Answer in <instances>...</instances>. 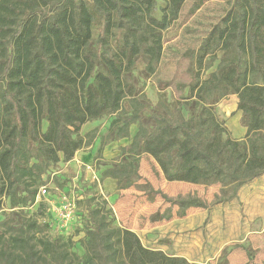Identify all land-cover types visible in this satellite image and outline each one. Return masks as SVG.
I'll return each instance as SVG.
<instances>
[{
	"label": "trees",
	"instance_id": "trees-1",
	"mask_svg": "<svg viewBox=\"0 0 264 264\" xmlns=\"http://www.w3.org/2000/svg\"><path fill=\"white\" fill-rule=\"evenodd\" d=\"M185 2L0 0V264H166L165 252L117 224L97 193L76 201L87 209L84 255L73 250V233L33 239L39 225L24 208L41 202L40 188L47 186L41 181L55 179L58 163L94 147L97 134L83 133L88 123L107 120L93 162L111 163L99 178L116 180L117 190L142 179L144 153L167 181L220 183L233 188L232 197L264 174V0L230 1L188 53L191 83L179 85L183 95L161 110L148 87L164 54L165 31ZM160 84L161 90L170 85ZM231 94L246 128L239 139L216 108ZM120 140L127 142L119 154L105 159V148ZM172 204L181 216L206 206L193 198ZM169 217L154 213L151 219ZM80 225L81 218L75 229Z\"/></svg>",
	"mask_w": 264,
	"mask_h": 264
},
{
	"label": "rangeland",
	"instance_id": "rangeland-1",
	"mask_svg": "<svg viewBox=\"0 0 264 264\" xmlns=\"http://www.w3.org/2000/svg\"><path fill=\"white\" fill-rule=\"evenodd\" d=\"M230 1L186 0L179 19L165 31L164 58L159 64V74L152 76L150 83H156L158 89L160 83H181L178 86L191 83L193 58L188 53H195ZM183 93H188L187 89ZM151 96L154 100V95ZM237 103L238 97L231 94L219 101L216 108L231 136L239 139L245 136L246 129L241 123ZM153 105L154 102L148 106L149 113ZM106 122L98 120L83 127V133L94 131L97 134L96 146L101 134L106 132ZM116 150L118 147L113 150L106 147L105 159L111 161L119 154ZM107 164L111 163L103 160L97 165L92 162L86 166L72 160L63 161L53 169L57 171L55 179L44 177L41 182L48 186L47 197L42 196L41 202L24 208L27 218L36 220L39 225L31 233L35 241L40 238L53 240L61 232L64 235L73 233V250L84 255L81 239L86 229V203L78 205L76 219L67 224L59 220L58 210L64 195L74 193L77 201L79 197L87 200L97 193L109 202L117 224L136 232L145 246L165 252L166 264H230L233 256L237 257L233 264H264V174L242 185L232 197L233 188L223 189L220 183L169 182L154 157L144 153L140 156L142 179L130 188L117 190L116 180L101 181L99 178V172ZM111 181L115 182L114 186ZM146 183H150L157 194L152 195ZM187 198L199 199L206 206H191L181 216L172 200ZM154 213H169L171 217L156 221L151 219ZM3 218L1 213L0 220ZM80 218L81 225L75 229L74 224Z\"/></svg>",
	"mask_w": 264,
	"mask_h": 264
},
{
	"label": "crops",
	"instance_id": "crops-1",
	"mask_svg": "<svg viewBox=\"0 0 264 264\" xmlns=\"http://www.w3.org/2000/svg\"><path fill=\"white\" fill-rule=\"evenodd\" d=\"M164 54H163V57H162L160 64L163 61ZM157 74H159V69L155 75H157ZM178 84H181V83H175V84L170 83V85L163 90L156 88V83H150L149 84L148 91L151 94H153L154 97L156 98V104H157L158 108H160L161 110H164L167 107H169L177 98H179V96L181 95V91L178 88ZM126 142H127L126 140H120L119 142L112 143V144L108 145L107 147L109 149L113 150V148H115V147L119 148L121 145H125ZM94 151H95V145H94V147L91 145V146H89L83 150H80L76 154V156L74 157L72 162L74 161L75 163H80V164L88 166L94 160ZM116 151H119V150H116ZM104 154L106 155V153H104ZM115 154L116 153L114 152L113 155H115ZM110 180H112V179H110ZM111 182H112V185L114 186L115 182L114 181H111ZM158 222H160V221H158ZM236 260H237V257L235 258V256H233L232 257L233 262L230 264L235 263Z\"/></svg>",
	"mask_w": 264,
	"mask_h": 264
},
{
	"label": "built area",
	"instance_id": "built-area-1",
	"mask_svg": "<svg viewBox=\"0 0 264 264\" xmlns=\"http://www.w3.org/2000/svg\"><path fill=\"white\" fill-rule=\"evenodd\" d=\"M48 195V186H42L39 191L38 198L40 199L42 196L47 197ZM61 206L58 210V216L59 220L64 221L65 224H67L68 221L75 220V212H76V199L73 195H64L62 198ZM61 226L63 227V224L61 223Z\"/></svg>",
	"mask_w": 264,
	"mask_h": 264
}]
</instances>
